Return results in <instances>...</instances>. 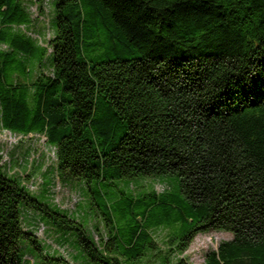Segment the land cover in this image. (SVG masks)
Here are the masks:
<instances>
[{
	"label": "trees",
	"instance_id": "trees-1",
	"mask_svg": "<svg viewBox=\"0 0 264 264\" xmlns=\"http://www.w3.org/2000/svg\"><path fill=\"white\" fill-rule=\"evenodd\" d=\"M32 3L0 0V125L44 136L102 226L0 165V264H71L72 234L90 263L189 264L211 231L232 238L204 264H264V0H52L45 43Z\"/></svg>",
	"mask_w": 264,
	"mask_h": 264
},
{
	"label": "rangeland",
	"instance_id": "rangeland-1",
	"mask_svg": "<svg viewBox=\"0 0 264 264\" xmlns=\"http://www.w3.org/2000/svg\"><path fill=\"white\" fill-rule=\"evenodd\" d=\"M35 3L29 5V10L32 13L34 19L30 29L33 37L42 40L43 43L49 40L53 31L50 28V22L53 16L52 0H33ZM48 72V70H46ZM56 158L54 149L49 147L46 143L44 136L28 135L21 136L12 134L8 131H4L0 125V165L9 175L21 176L25 185L30 187L32 191L39 192L43 187V181L46 182L45 190L53 185L52 169L55 168ZM48 173L45 176V172ZM171 185L173 189L177 187V180L174 176H168L160 179L149 178L143 181V186L149 189H155L158 193L165 191L168 185ZM141 180L129 179L122 182H115L112 186L105 188L107 193H114L118 191H139ZM170 187V188H171ZM85 187L77 185L75 183L62 184L58 177H55L52 191L54 193V201L62 209H70L76 218L84 225L96 223L99 227L102 223L99 222V218L94 216L91 205L88 202L89 198L84 191ZM51 191V190H50ZM111 199L112 196L108 195ZM41 200L46 201L45 198L40 197ZM114 208V207H113ZM90 215V216H89ZM120 216V214H119ZM96 219L95 222L92 219ZM91 219V220H90ZM120 221V220H119ZM47 235L51 239H55L57 233L53 228L47 227ZM72 234V233H71ZM167 231L159 229L154 231V237L158 243V247L166 249L165 239ZM73 239H64L66 243V253L69 257V263L73 264L72 256L76 254L74 248L79 250L78 257L75 259H81L76 261L77 264H95L90 263L85 255H83L81 249H79L76 239L72 234ZM232 238L231 233L211 231L209 233L198 234L191 242L188 249L180 256L188 261L189 264H204L205 256L209 251L217 250L219 244L223 241L230 240ZM28 261L32 258L27 256ZM83 261L85 263H83ZM148 264H157L156 259L153 257Z\"/></svg>",
	"mask_w": 264,
	"mask_h": 264
}]
</instances>
